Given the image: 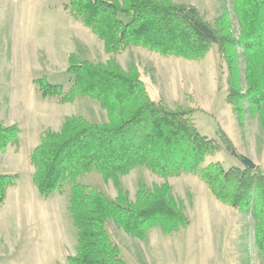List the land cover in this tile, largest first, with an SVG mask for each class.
<instances>
[{"label": "rangeland", "instance_id": "rangeland-1", "mask_svg": "<svg viewBox=\"0 0 264 264\" xmlns=\"http://www.w3.org/2000/svg\"><path fill=\"white\" fill-rule=\"evenodd\" d=\"M117 1L124 4V0ZM172 1L197 7L213 26L227 17V30L236 40L241 39L243 28L234 0ZM70 2L0 0V124L17 125L20 130L19 143L10 144L4 152L0 150V176L17 177L0 208V264H69L67 257L77 254V235L69 212L71 186H66L62 194L43 199L34 186L35 169L30 159L43 131L60 132L68 117L111 123L107 111L93 99L76 96L63 104L58 97H43L35 84L45 79L61 85L68 93L72 88L67 74L68 56L72 53L94 64L114 62L127 75L136 73L154 102L170 109H194L193 122L202 135L219 142L218 132L223 130L242 158L221 148L214 156L206 157L200 168L218 163L225 170H244L251 163L264 172L261 113L244 104V120L239 121L230 103L228 66L218 46L213 45L200 60L166 57L142 47L110 55L103 43L71 16L66 9ZM238 53L245 83L244 50L239 48ZM78 182L99 190L114 202L120 190L129 202H134L141 187L153 192L168 185L180 202L190 225L170 235L156 228L145 240H139L108 221L111 239L122 245L123 254L117 244L123 264L131 260L136 264H264V252L256 242L258 227H264V220L220 203L192 173L161 176L138 167L120 177L119 187L96 171ZM199 229H206L208 235L195 245L202 236ZM198 247L200 251H196ZM231 251L239 256L232 258Z\"/></svg>", "mask_w": 264, "mask_h": 264}, {"label": "trees", "instance_id": "trees-1", "mask_svg": "<svg viewBox=\"0 0 264 264\" xmlns=\"http://www.w3.org/2000/svg\"><path fill=\"white\" fill-rule=\"evenodd\" d=\"M234 2L243 28L239 40L227 30V17L213 26L197 7L172 0H124L123 5L117 0H71L66 9L110 55L142 47L166 57L200 60L213 45L218 46L228 66L230 103L239 121L244 120V104H248L253 112L261 113L264 122V0ZM239 48L246 58L245 83L240 74ZM68 63L70 91L64 93L61 85L41 79L35 84L42 96L58 97L63 104L76 96L89 97L111 118L110 124H103L68 117L60 132L43 131L39 146L30 156L34 186L43 199L62 194L66 186H71L69 212L77 232L78 251L67 257L69 264H123L120 249L106 228L109 220L139 240H145L156 228L170 235L190 225L168 185L153 192L141 187L134 202L120 190L114 202L78 182L93 171L118 187L120 177L138 167L161 176L192 173L220 203L264 220L261 169L247 166L244 170H225L218 163L200 168L206 157L221 148L242 158L223 130L219 129V142L202 135L193 122L194 109H170L152 101L136 73L127 75L114 62L94 64L72 53ZM19 133L17 125L0 124V150L18 144ZM16 179L0 176V208ZM257 231L256 242L264 252V227Z\"/></svg>", "mask_w": 264, "mask_h": 264}, {"label": "crops", "instance_id": "crops-1", "mask_svg": "<svg viewBox=\"0 0 264 264\" xmlns=\"http://www.w3.org/2000/svg\"><path fill=\"white\" fill-rule=\"evenodd\" d=\"M194 225L195 224H193L191 227H190V231H192L193 230V227H194ZM75 231V237H76V235H77V232H76V229L74 230ZM199 232L201 233L200 235H202L201 236V238L199 239V240H197V243L195 244V245H197L203 238H204V236L205 235H208L206 232H207V230L206 229H199ZM191 233V232H190ZM196 237V236H195ZM175 238H178L177 236L175 237ZM75 241H76V246H78V240H77V238H75ZM115 242H116V244H118L119 246H120V249H121V253L123 254V252H122V245H121V243L120 242H118V241H116L115 240ZM200 249H201V247H198V249H196V251L197 250H199L200 251ZM232 252V251H231ZM231 252H230V254H231ZM232 258H234V257H236V256H239V255H234V252H232ZM234 256V257H233ZM161 264H162V262H160ZM130 264H136L135 262H134V260H131L130 261ZM197 264V263H196ZM200 264V263H199Z\"/></svg>", "mask_w": 264, "mask_h": 264}, {"label": "water", "instance_id": "water-1", "mask_svg": "<svg viewBox=\"0 0 264 264\" xmlns=\"http://www.w3.org/2000/svg\"><path fill=\"white\" fill-rule=\"evenodd\" d=\"M247 166L251 167V168H254L255 165L251 164V163H247Z\"/></svg>", "mask_w": 264, "mask_h": 264}]
</instances>
